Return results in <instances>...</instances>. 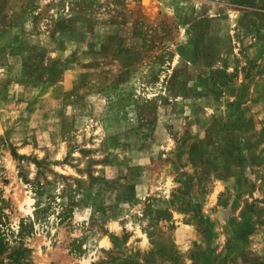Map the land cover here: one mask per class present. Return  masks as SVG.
<instances>
[{"label": "rangeland", "instance_id": "374dc122", "mask_svg": "<svg viewBox=\"0 0 264 264\" xmlns=\"http://www.w3.org/2000/svg\"><path fill=\"white\" fill-rule=\"evenodd\" d=\"M0 264H264V0H0Z\"/></svg>", "mask_w": 264, "mask_h": 264}]
</instances>
